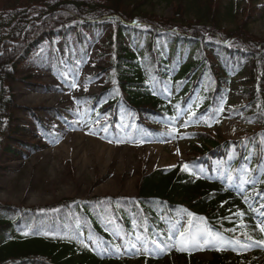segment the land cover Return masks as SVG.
<instances>
[{"label": "trees", "instance_id": "16d2710c", "mask_svg": "<svg viewBox=\"0 0 264 264\" xmlns=\"http://www.w3.org/2000/svg\"><path fill=\"white\" fill-rule=\"evenodd\" d=\"M169 1L173 17L158 14L154 0H0V161H16L22 149L40 144L19 136L30 130L16 123L17 114L43 127L41 114L51 109L20 105L9 82L51 62L60 68L50 49L61 41L70 64L73 42L83 61L96 42L106 50L97 59L107 63L102 71L111 85L82 99L88 119L109 115L117 137L126 124L132 136L154 139L177 116L173 105L191 104V119L204 117L210 125L228 112L257 123L256 132L239 140L192 133L199 141L191 143V157L170 169L142 170L133 196L68 198L32 208L0 202V264H264V255L244 261L219 249L261 253L264 241L257 226L264 221V37L251 30L259 7L246 0V16L238 21V6L223 0ZM244 73L246 102L229 111L230 85ZM29 77L22 81L53 89ZM45 229L72 239L61 243ZM118 237L143 240L144 262L123 259ZM200 251L212 259L200 260Z\"/></svg>", "mask_w": 264, "mask_h": 264}, {"label": "rangeland", "instance_id": "374dc122", "mask_svg": "<svg viewBox=\"0 0 264 264\" xmlns=\"http://www.w3.org/2000/svg\"><path fill=\"white\" fill-rule=\"evenodd\" d=\"M154 3L158 14L163 17L174 16L175 10L169 0H154ZM246 3V0H223L225 6H238V21L244 20L246 16L239 7ZM253 3L260 10L256 20L251 23V30L264 37V0H253ZM57 50L62 57L61 75L53 65L46 70L29 72V82L54 85L57 87L55 91L42 90L23 82L21 79L26 73L18 75L16 80L9 83L20 105L46 106L58 111L44 113L45 128L42 129L27 115H17L16 123L30 130V133L21 131L20 134L30 142L44 136L45 129L53 130L56 137L44 140L38 149L25 151L17 161H10L5 157L0 161L2 203L32 208L68 198L87 200L107 195L133 196L138 192L142 170L151 172L156 168L172 167L187 158L190 144L195 141L190 133L204 129L193 126L192 121L187 120L188 117L181 112L178 114L177 125L163 127V130L170 133L162 134L153 141H135L128 131H124L120 139H115L112 132H107L106 115H100L93 121L86 120L89 111L84 109L87 101L84 102L82 97L99 92L106 86L101 69L107 65L102 60L93 58L103 49L99 44L88 47L91 58L86 62L76 58V71L66 60L65 48L59 46ZM239 80L229 91L228 108H235L246 102L240 93ZM61 113L66 121L60 119ZM199 123L203 124L202 120ZM248 128L253 131L258 125L246 127L235 117L225 114L216 117L213 125L205 130L222 138L238 139ZM139 244L137 242L127 246L136 248ZM207 255H200V259H207Z\"/></svg>", "mask_w": 264, "mask_h": 264}, {"label": "snow or ice", "instance_id": "6c2138e0", "mask_svg": "<svg viewBox=\"0 0 264 264\" xmlns=\"http://www.w3.org/2000/svg\"><path fill=\"white\" fill-rule=\"evenodd\" d=\"M209 126H211V125H209ZM184 167H185V169H187L188 166L185 165ZM262 207H264V206H262ZM257 226L259 227V229H260L261 232H264V221H261ZM26 234L27 233H25V235ZM181 236L183 237L184 234L182 233ZM249 239H251V237H249ZM152 243H156V241H152ZM182 243H183V241H182ZM236 243H239V241H236ZM259 243L264 244V241H260ZM117 250H119V249H117Z\"/></svg>", "mask_w": 264, "mask_h": 264}]
</instances>
